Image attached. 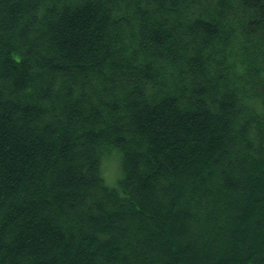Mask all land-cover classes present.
Instances as JSON below:
<instances>
[{"label": "trees", "instance_id": "16d2710c", "mask_svg": "<svg viewBox=\"0 0 264 264\" xmlns=\"http://www.w3.org/2000/svg\"><path fill=\"white\" fill-rule=\"evenodd\" d=\"M0 264H264V0H0Z\"/></svg>", "mask_w": 264, "mask_h": 264}, {"label": "rangeland", "instance_id": "374dc122", "mask_svg": "<svg viewBox=\"0 0 264 264\" xmlns=\"http://www.w3.org/2000/svg\"><path fill=\"white\" fill-rule=\"evenodd\" d=\"M119 159L115 153H110L103 161V174L108 182H112L118 175Z\"/></svg>", "mask_w": 264, "mask_h": 264}]
</instances>
